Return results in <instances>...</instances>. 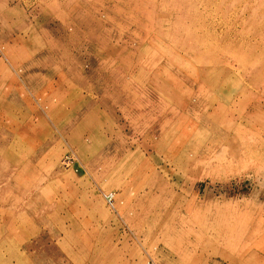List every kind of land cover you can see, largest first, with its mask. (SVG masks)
<instances>
[{"label": "rangeland", "instance_id": "1", "mask_svg": "<svg viewBox=\"0 0 264 264\" xmlns=\"http://www.w3.org/2000/svg\"><path fill=\"white\" fill-rule=\"evenodd\" d=\"M0 264H264V0H0Z\"/></svg>", "mask_w": 264, "mask_h": 264}, {"label": "built area", "instance_id": "2", "mask_svg": "<svg viewBox=\"0 0 264 264\" xmlns=\"http://www.w3.org/2000/svg\"><path fill=\"white\" fill-rule=\"evenodd\" d=\"M103 196H104L106 203L110 207L115 206V194L113 192H104Z\"/></svg>", "mask_w": 264, "mask_h": 264}]
</instances>
